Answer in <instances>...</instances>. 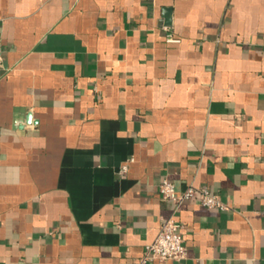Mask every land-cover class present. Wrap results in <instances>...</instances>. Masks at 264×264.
<instances>
[{"label": "crops", "instance_id": "obj_1", "mask_svg": "<svg viewBox=\"0 0 264 264\" xmlns=\"http://www.w3.org/2000/svg\"><path fill=\"white\" fill-rule=\"evenodd\" d=\"M0 56V264H264V0H0Z\"/></svg>", "mask_w": 264, "mask_h": 264}, {"label": "built area", "instance_id": "obj_2", "mask_svg": "<svg viewBox=\"0 0 264 264\" xmlns=\"http://www.w3.org/2000/svg\"><path fill=\"white\" fill-rule=\"evenodd\" d=\"M172 40L171 37H168ZM3 59L0 56V69L3 68ZM127 167L122 168L126 172ZM159 192L166 201L175 204V211L188 200H196L202 206L224 211L227 206L220 199L219 195L211 193L207 188H197L189 186L187 189L179 191L174 182L165 179L159 185ZM181 225L171 216L160 227L159 234L155 241L145 246L139 264H150L155 261L164 262L168 260L182 261L187 257V247L180 233Z\"/></svg>", "mask_w": 264, "mask_h": 264}, {"label": "water", "instance_id": "obj_3", "mask_svg": "<svg viewBox=\"0 0 264 264\" xmlns=\"http://www.w3.org/2000/svg\"><path fill=\"white\" fill-rule=\"evenodd\" d=\"M34 122V119H33V115L30 113L28 114V116L26 117V123L27 124H32ZM22 128V127H21Z\"/></svg>", "mask_w": 264, "mask_h": 264}]
</instances>
